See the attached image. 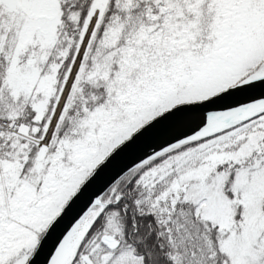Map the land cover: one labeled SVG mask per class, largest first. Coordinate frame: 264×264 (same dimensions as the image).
<instances>
[{"label":"snow or ice","instance_id":"6c2138e0","mask_svg":"<svg viewBox=\"0 0 264 264\" xmlns=\"http://www.w3.org/2000/svg\"><path fill=\"white\" fill-rule=\"evenodd\" d=\"M0 264H264V0H0Z\"/></svg>","mask_w":264,"mask_h":264}]
</instances>
